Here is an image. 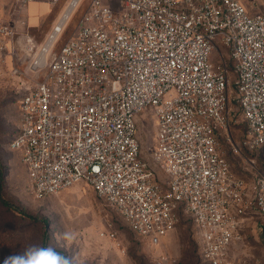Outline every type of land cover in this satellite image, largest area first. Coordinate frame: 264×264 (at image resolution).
I'll return each instance as SVG.
<instances>
[{
  "label": "built area",
  "instance_id": "obj_1",
  "mask_svg": "<svg viewBox=\"0 0 264 264\" xmlns=\"http://www.w3.org/2000/svg\"><path fill=\"white\" fill-rule=\"evenodd\" d=\"M31 1L12 0L11 13ZM69 19L62 12L40 47L26 42L36 81L22 95L11 146L23 151L34 196L84 180L155 244L182 210L194 221L205 264H238L232 248L243 240L245 220L251 212L264 217V173L248 201L218 139L225 136L236 152L264 147V11L250 14L241 0H91L57 49ZM17 29L18 19L0 23L1 50ZM231 100L247 126L240 145L231 136ZM148 105L158 125L153 159L168 176L166 188L141 155L137 120Z\"/></svg>",
  "mask_w": 264,
  "mask_h": 264
},
{
  "label": "rangeland",
  "instance_id": "obj_2",
  "mask_svg": "<svg viewBox=\"0 0 264 264\" xmlns=\"http://www.w3.org/2000/svg\"><path fill=\"white\" fill-rule=\"evenodd\" d=\"M69 1L59 10L56 19L65 10ZM90 1H79L56 44L57 49L73 35ZM252 1L256 2L255 7L264 9V0H241L248 8L247 11ZM37 8L38 15L49 13L47 6L40 4ZM54 10V7H51L49 16H43L36 21L30 18L31 11L30 17L14 14L9 18L0 19V23L11 18L18 19L15 39L8 43V49H0V162L3 166L6 198L25 213L45 222L46 247L64 252L66 256L72 258V264H160L159 258L165 256L170 259L168 264L188 262L203 264L194 221L182 210L179 211L180 220L176 228L155 244L133 232L122 214L84 180L42 199L34 196L28 168L22 160L23 151L20 148H13L11 141L19 129L22 95L26 88L36 81L33 73L29 72L32 57L28 54L26 42L28 38H32L37 47L44 43L53 24L45 27L47 29L45 33L42 29L51 20ZM40 20V27H34L35 22L39 23ZM219 48L231 69L234 60L227 47L221 44ZM220 57L218 50L212 52L211 58L215 62L220 60ZM234 79L235 73L230 70L229 81L232 82ZM230 94L234 96V87L230 89ZM230 110L233 115L231 136L234 143L240 145L247 135L246 122L234 100L230 102ZM137 124L142 158L154 171L156 181L166 188L168 176L165 171L158 168L153 159L158 132L153 106L148 105L141 111ZM218 141L220 150L230 164L231 172L245 182V198L252 201L256 193L257 177L264 173V147L249 148L244 145L242 152H236L225 136H220ZM245 222L249 225L244 238L233 246L232 254L237 258L238 264H258L257 257L264 242V232L261 229L264 217L257 212H251ZM105 230L115 231V238L103 235L102 232ZM65 234L70 235L71 239H66ZM36 236L38 230L28 234V238L35 239Z\"/></svg>",
  "mask_w": 264,
  "mask_h": 264
},
{
  "label": "trees",
  "instance_id": "obj_3",
  "mask_svg": "<svg viewBox=\"0 0 264 264\" xmlns=\"http://www.w3.org/2000/svg\"><path fill=\"white\" fill-rule=\"evenodd\" d=\"M238 111H240V109H238ZM35 230H38V236H36L35 239L28 238L29 232ZM45 234V222H43L42 220L38 221V219L34 218L30 214L25 213L18 206H16L6 198L4 189L3 166L0 162V248L2 253L1 264H3L4 259L9 255L23 253L31 245L46 247ZM59 252L66 255L62 251ZM202 263L205 264L203 261ZM187 264L191 263L188 262Z\"/></svg>",
  "mask_w": 264,
  "mask_h": 264
},
{
  "label": "crops",
  "instance_id": "obj_4",
  "mask_svg": "<svg viewBox=\"0 0 264 264\" xmlns=\"http://www.w3.org/2000/svg\"><path fill=\"white\" fill-rule=\"evenodd\" d=\"M67 1L68 0H60V1L56 2V3H51L48 0H32L30 2V4H29L28 8H26L25 10H23L20 13V15H24V16L27 15V16H29V11H31L32 12V15H31V17L30 16L29 17L33 21H36L37 19H40L43 16H45V17L49 16L50 15V11H51V7H54L55 10H54V13H52L53 16H52L51 20L49 21V23H47V25H45L43 27V29H44L46 26H49V25H52V24H53L52 26H54V24L58 20L56 18H57L58 14H59V10L65 5V3ZM40 4L41 5H44V6H47V8L49 9V13H45L43 15H38V13H36V12L38 11V8L37 7ZM255 6H256V2L255 1H252V3H250V8H249V11H248L250 14H256V13H259V12L264 11V9L263 10H260L259 7H255ZM11 7H12V0H0V19H2V18H9L10 16L13 15L11 13ZM246 9H248V8L246 7ZM35 25L36 26H34V27H40L41 20L39 21V23L35 22ZM37 25H39V26H37ZM43 29H42L43 33L47 32V29L46 28H45V30H43ZM248 225H249V223L247 222L244 225L243 229H242L243 238H244V233L246 232V229L248 228ZM261 229L264 232V222L262 224ZM258 256H259V257H257V259H259V263L258 264H264V242L262 244L261 251L258 254ZM245 259H248V257H245ZM1 261H2V253H1V248H0V264H1Z\"/></svg>",
  "mask_w": 264,
  "mask_h": 264
},
{
  "label": "clouds",
  "instance_id": "obj_5",
  "mask_svg": "<svg viewBox=\"0 0 264 264\" xmlns=\"http://www.w3.org/2000/svg\"><path fill=\"white\" fill-rule=\"evenodd\" d=\"M65 236L66 239H71L70 235ZM3 264H72V258L53 247L31 245L23 253L6 257Z\"/></svg>",
  "mask_w": 264,
  "mask_h": 264
},
{
  "label": "bare ground",
  "instance_id": "obj_6",
  "mask_svg": "<svg viewBox=\"0 0 264 264\" xmlns=\"http://www.w3.org/2000/svg\"><path fill=\"white\" fill-rule=\"evenodd\" d=\"M78 3H79V0H72L71 1V3L63 11V19H69L70 18V15L73 13V11L77 7Z\"/></svg>",
  "mask_w": 264,
  "mask_h": 264
}]
</instances>
